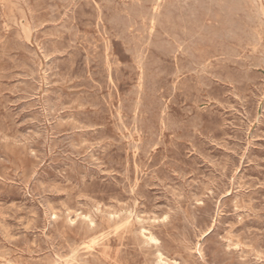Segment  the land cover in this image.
Listing matches in <instances>:
<instances>
[{
  "label": "rangeland",
  "instance_id": "obj_1",
  "mask_svg": "<svg viewBox=\"0 0 264 264\" xmlns=\"http://www.w3.org/2000/svg\"><path fill=\"white\" fill-rule=\"evenodd\" d=\"M17 1L0 0V264H264V0Z\"/></svg>",
  "mask_w": 264,
  "mask_h": 264
},
{
  "label": "bare ground",
  "instance_id": "obj_2",
  "mask_svg": "<svg viewBox=\"0 0 264 264\" xmlns=\"http://www.w3.org/2000/svg\"><path fill=\"white\" fill-rule=\"evenodd\" d=\"M16 1H17V0H16ZM53 1H54V0H53ZM133 1H134V0H133ZM150 1H151V0H150ZM156 1H157V0H156ZM170 1H171V0H170ZM205 1H206V0H205ZM229 1H230V0H229ZM246 1H247V0H246ZM17 2H19V1H17ZM26 2H27V0H26ZM60 2H61V1H60ZM67 2H68V1H67ZM73 2H74V0H73ZM147 2H148V1H147ZM161 2H162V1H161ZM168 2H169V1H168ZM225 2H226V1H225ZM231 2H232V1H231ZM133 3H134V2H133ZM137 3H138V2H137ZM162 3H163V2H162ZM162 3H161V4H162ZM172 3H173V2H172ZM234 3H235V2H234ZM247 3H248V2H247ZM249 3H250V2H249ZM256 3H257V2H256ZM19 4H21V3H19ZM19 4H18V5H19ZM123 4H124V3H123ZM139 4H140V3H139ZM154 4H155V3H154ZM15 5H16V4H15ZM118 5H119V4H118ZM136 5H137V4H136ZM140 5H141V4H140ZM168 5H169V4H168ZM168 5H167V7H168ZM171 5H172V4H171ZM173 5H174V4H173ZM173 5H172V6H173ZM233 5H234V4H233ZM56 6H57V5H56ZM75 6H76V5H75ZM78 6H79V5H78ZM96 6H97V5H96ZM120 6H121V5H120ZM137 6H139V5H137ZM141 6H142V5H141ZM141 6H140V7H141ZM148 6H149V5H148ZM165 6H166V5H165ZM169 6H170V5H169ZM247 6H248V5H247ZM251 6H252V5H251ZM19 7H20V6H18L17 8H19ZM22 7H23V6H22ZM48 7H49V6H48ZM128 7H129V6H128ZM143 7H144V6H143ZM143 7H142V9H143ZM152 7H153V6H152ZM158 7H159V6H158ZM170 7H171V6H170ZM240 7H241V9H242V6H241V5H240ZM240 7H239L238 9H240ZM243 7H244V5H243ZM258 7H259V6H258ZM17 8H16V9H17ZM52 8H53V7H52ZM54 8H55V7H54ZM54 8H53V9H54ZM57 8H58V7H57ZM165 8H166V7H165ZM198 8H199V7H198ZM209 8H211V7H209ZM247 8H248V7H247ZM253 8H254V7H253ZM255 8H256V6H255ZM64 9H65V8H64ZM99 9H100V7H99ZM142 9H141V10H142ZM215 9H216V8H215ZM215 9H214V10H215ZM250 9H251V8H250ZM258 9H259V8H258ZM258 9H257V10H258ZM48 10H49V9H48ZM56 10H57V9H56ZM132 10H133V6H132ZM143 10H144V9H143ZM151 10H152V9H151ZM154 10H155V9H154ZM207 10H208V9H207ZM209 10H210V9H209ZM257 10H256V11H257ZM24 11H25V10H24ZM30 11H31V10H30ZM252 11H253V10H252ZM55 12H56V11H55ZM68 12H69V11H68ZM130 12H131V10H130ZM150 12H151V11H150ZM150 12H149V13H150ZM229 12H231V11H229ZM236 12H237V11H236ZM28 13H29V12H28ZM71 13H72V12H71ZM101 13H102V12H101ZM133 13H135V8H134V12H133ZM133 13H132V14H133ZM220 13H221V12H220ZM252 13H253V12H252ZM130 14H131V13H130ZM130 14H129V15H130ZM144 14H145V13H144ZM146 14H147V13H146ZM160 14H161V13H160ZM204 14H205V13H204ZM218 14H219V13H218ZM233 14H234V13H233ZM25 15H26V14H25ZM149 15H150V14H149ZM208 15H209V14H208ZM221 15H222V14H221ZM236 15H237V14H236ZM236 15H235V16H236ZM12 16H13V14H12ZM55 16H56V15H55ZM115 16H116V15H115ZM141 16H142V14H141ZM142 17H143V16H142ZM148 17H149V16H148ZM219 17H220V16H219ZM233 17H234V15H233ZM233 17H232V18H233ZM250 17H251V15H250ZM120 18H121V17H120ZM123 18H124V17H123ZM123 18H122V19H123ZM137 18H138V16H137ZM241 18H242V17H241ZM248 18H249V17H248ZM252 18H253V17H252ZM252 18H250V19H252ZM15 19H17V18H15ZM50 19H51V18H50ZM56 19H57V18H56ZM125 19H126V18H125ZM138 19H139V18H138ZM147 19H148V18H147ZM213 19H214V18H213ZM234 19H236V18H234ZM259 19H260V18H259ZM53 20H54V19H53ZM126 20H127V19H126ZM132 20H133V18H132ZM134 20H135V19H134ZM214 20H217V19H214ZM219 20H220V19H219ZM223 20H224V19H223ZM240 20H241V19H240ZM252 20H254V19H252ZM256 20H257V19H256ZM111 21H112V20H111ZM127 21H128V20H127ZM127 21H125V22H127ZM150 21H151V20H150ZM210 21H213V20H210ZM235 21H237V20H235ZM136 22H137V21H136ZM153 22H155V21H153ZM217 22H219V21H217ZM248 22H249V21H248ZM248 22H247V23H248ZM4 23H5V22H4ZM33 23H34V22H33ZM114 23H115V22H114ZM116 23H117V22H116ZM118 23H119V22H118ZM141 23H142V22H141ZM219 23H220V22H219ZM222 23H223V22H222ZM234 23H235V22H234ZM240 23H241V22H240ZM247 23H246V24H247ZM250 23H251V22H250ZM259 23H260V22H259ZM41 24H42V23H41ZM121 24H123V23H121ZM126 24H127V23H126ZM209 24H210V23H209ZM235 24H236V23H235ZM238 24H239V23H238ZM114 25H115V24H114ZM131 25H132V24H131ZM143 25H144V24H143ZM147 25H148V24H147ZM226 25H227V24H226ZM98 26H99V25H98ZM128 26H129V25H128ZM128 26H127V27H128ZM139 26H140V25H139ZM144 26H146V25H144ZM216 26H217V25H216ZM221 26H222V25H221ZM227 26H229V25H227ZM239 26H240V25H239ZM251 26H252V24H251ZM3 27H4V25H3ZM33 27H34V26H33ZM41 27H42V26H41ZM72 27H73V26H72ZM123 27H124V24H123ZM141 27H142V26H141ZM146 27H147V26H146ZM154 27H155V26H154ZM169 27H170V26H169ZM211 27H212V26H211ZM224 27H225V26H224ZM248 27H249V25H248ZM25 28H26V27H24V30H25ZM37 28H38V27H37ZM120 28H121V27H120ZM144 28H145V27H144ZM156 28H157V27H156ZM175 28H176V27H175ZM243 28H244V27H243ZM250 28H251V27H250ZM61 29H62V28H61ZM73 29H74V28H73ZM117 29H118V28H117ZM122 29H123V28H122ZM126 29H127V28H126ZM135 29L139 30L138 28H135ZM210 29H211V28H210ZM33 30H34V29H33ZM35 30H36V29H35ZM66 30H67V29H66ZM149 30H150V29H149ZM152 30H153V29H152ZM242 30H243V29H242ZM71 31H72V30H71ZM210 31H211V30H210ZM223 31H224V30H223ZM247 31H248V30H247ZM255 31H256V30H255ZM104 32H105V31H104ZM121 32H122V30H121ZM126 32H127V31H126ZM140 32H142V31H140ZM214 32H215V31H214ZM229 32H230V31H229ZM251 32H252V31H251ZM24 33H25V32H24ZM70 33H71V32H70ZM132 33H133V32H132ZM146 33H147V32H146ZM165 33H166V32H165ZM212 33H213V32H212ZM216 33H217V32H216ZM230 33H231V32H230ZM127 34H128V33H127ZM220 34H221V33H220ZM222 34H223V32H222ZM35 35H36V34H35ZM123 35L125 36L126 34H124V32H123ZM211 35H212V34H211ZM225 35H226V34H225ZM243 35H244V33H243ZM247 35H248V34H247ZM254 35H255V34H254ZM258 35H259V34H258ZM29 36H30V35H29ZM142 36H143V35H142ZM144 36H145V35H144ZM250 36H251V35H250ZM252 36H253V35H252ZM121 37H122V36H121ZM138 37H139V36H138ZM222 37H224V36L222 35ZM245 37H246V36H245ZM73 38H74V37H73ZM102 38H103V37H102ZM122 38H123V37H122ZM127 38H128V37H127ZM143 38H145V37H143ZM252 38H253V37H252ZM252 38H250V39H252ZM255 38H256V37H255ZM27 39H29L28 36H27ZM138 39H139V38H138ZM141 39H142V38H141ZM230 39H231V38H230ZM241 39H242V38H241ZM261 39H262V38H261ZM123 40H125V39H123ZM128 40H129V39H128ZM131 40H132V39H131ZM135 40H136V39H135ZM152 40H153V39H152ZM174 40H175V39H174ZM243 40H244V39H243ZM255 40H256V39H255ZM259 40H260V39H259V37H258V40H257V41L259 42ZM18 41H19V40H18ZM103 41H105V40H103ZM125 41H126V40H125ZM129 41H130V40H129ZM222 41H223V40H222ZM233 41H234V40H233ZM236 41H237V40H236ZM241 41H242V40H241ZM241 41H240V42H241ZM252 41H253V40H252ZM260 41H261V40H260ZM35 42H36V41H35ZM96 42H97V41H96ZM105 42H106V41H105ZM130 42H131V41H130ZM132 42H133V41H132ZM144 42H145V40H144ZM152 42H153V41H152ZM244 42H246V41H244ZM258 42H257V43H258ZM98 43H99V42H98ZM142 43H143V42H142ZM153 43H154V42H153ZM237 43H238V42H237ZM253 43H254V42H253ZM259 43H260V42H259ZM42 44H43V43H42ZM143 44H144V43H143ZM241 44H243V43H241ZM262 44H263V43H262ZM262 44H261V45H262ZM91 45H92V44H91ZM132 45H133V44H132ZM179 45H180V44H179ZM250 45H251V44H250ZM37 46H39V45L37 44ZM95 46H96V45H95ZM196 46H197V45H196ZM199 46H201V45H199ZM207 46H208V45H207ZM98 47H99V46H98ZM131 47H132V46H131ZM134 47H135V46H134ZM136 47H138V46H136ZM240 47H242V45H241ZM246 47H247V46H246ZM260 47H261V46H260ZM38 48H39V47H38ZM96 48H97V47H96ZM193 48H194V47H193ZM206 48H207V47H206ZM253 48H254V47H253ZM130 49H131V48H130ZM199 49H200V48H199ZM224 49H225V48H224ZM40 50H41V48H40ZM132 50H133V49H132ZM132 50H131V51H132ZM149 50H150V49H149ZM191 50H192V49H191ZM197 50H198V49H196V51H197ZM244 50H245V49H243V51H244ZM249 50H250V49H249ZM254 50H255V49H254ZM263 50H264V49H263ZM106 51H107V50H106ZM127 51H129V50H127ZM198 51H199V50H198ZM226 51H227V50H226ZM135 52H136V51H135ZM177 52H178V51H177ZM186 52H187V51H186ZM191 52H192V51H191ZM210 52H211V51H210ZM218 52H219V51H218ZM253 52L256 53L255 51H253ZM62 53H63V52H62ZM128 53H129V52H128ZM179 53H180V52H179ZM184 53H185V52H184ZM200 53H202V52H200ZM208 53H209V52H208ZM247 53H248V52H247ZM34 54H35V53H34ZM154 54H155V52H154ZM160 54H161V53H160ZM163 54H164V53H163ZM165 54H166V53H165ZM209 54H210V53H209ZM230 54H231V52H230ZM238 54H239V53H238ZM249 54H250V53H249ZM252 54H253V53H252ZM257 54H258V53H257ZM260 54H261V53H260ZM263 54H264V53H263ZM32 55H33V54H32ZM138 55H139V54H138ZM184 55H185V54H184ZM240 55H241V54H240ZM43 56H44V55H43ZM55 56H56V55H55ZM106 56H107V54H106ZM162 56H163V55H162ZM164 56H166V55H164ZM179 56H180V55H179ZM195 56H196V55H195ZM202 56H203V55H202ZM222 56H223V55H222ZM245 56H246V55H245ZM259 56H260V55H258V57H257V55H256L257 58H259ZM47 57H48V56H47ZM136 57H137V56H136ZM141 57H142V56H141ZM167 57H168V56H167ZM176 57H177V56H176ZM198 57H199V56H198ZM233 57H234V56H233ZM241 57H242V56H241ZM35 58L37 59V56H36ZM57 58H58V57H57ZM138 58H139V57H138ZM150 58H151V57H150ZM191 58H193V57H191ZM207 58H208V57H207ZM210 58H211V56H210ZM244 58H245V57H244ZM248 58L251 59L250 57H248ZM161 59H162V57H161ZM168 59H169V58H168ZM197 59H198V58H197ZM197 59H196V60H197ZM204 59H205V58H204ZM229 59H230V58H229ZM238 59H239V58H238ZM240 59H241V58H240ZM249 59H248V60H249ZM255 59H256V58H255ZM149 60H150V59H149ZM196 60H193V61H196ZM205 60H206V59H205ZM226 60H228V59H226ZM253 60H254V59H253ZM256 60H257V59H256ZM258 60H259V59H258ZM146 61H147V60H146ZM165 61H166V60H165ZM168 61H170V60H168ZM198 61H199V60H198ZM207 61H208V60H207ZM218 61H220V60H218ZM241 61H242V60H241ZM241 61H240V62H241ZM191 62H192V60H191ZM196 62H197V61H196ZM199 62H200V61H199ZM223 62H225V61H223ZM231 62H233V61H231ZM234 62H235V61H234ZM34 63H35V62H34ZM141 63H142V60H141ZM197 63H198V62H197ZM202 63H203V62H202ZM204 63H205V62H204ZM208 63H210V62H208ZM229 63H230V62H229ZM245 63H246V62H245ZM253 63H254V62H253ZM260 63H261V62H260ZM138 64H139V63H138ZM188 64H189V63H188ZM193 64H194V63H193ZM193 64H191V65L193 66ZM232 64H233V63H232ZM242 64H243V62H242ZM242 64H241V65H242ZM246 64L248 65V63H246ZM246 64H245V65H246ZM256 64H257V63H256ZM262 64H263V63H262ZM33 65H34V64H33ZM146 65H147V64H146ZM167 65H169V64H167ZM204 65H205V64H204ZM233 65H234V64H233ZM237 65H239V64H237ZM164 66H165V65H164ZM207 66H208V65H206V67H207ZM209 66H210V65H209ZM234 66H235V65H234ZM239 66H240V65H239ZM257 66H258V65H257ZM46 67H47V66H46ZM54 67H55V66H54ZM147 67H148V66H147ZM187 67H188V66H187ZM215 67H216V66H215ZM217 67H218V66H217ZM222 67H223V66H222ZM230 67H231V66H230ZM243 67H244V66H243ZM243 67H242V69L245 68V67H244V68H243ZM210 68H211V67H210ZM233 68H234V67H233ZM248 68H249V67H248ZM248 68H247V69H248ZM168 69H169V68H168ZM177 69H178V68H177ZM207 69H209V68H207ZM219 69H220V68H219ZM219 69H218V70H219ZM242 69H241V70H242ZM247 69H246V70H247ZM251 69H252V68H251ZM50 70H51V69H50ZM110 70H111V69H110ZM142 70H143V69H142ZM148 70H149V69H148ZM235 70H236V69H235ZM235 70H234V71H235ZM34 71H35V70H34ZM176 71H177V70H176ZM185 71H186V70H185ZM220 71H221V70H220ZM238 71H239V70H238ZM47 72H48V71H47ZM144 72H145V71H144ZM144 72H143V73H144ZM190 72H192V71H190ZM229 72H230V71H229ZM236 72H237V71H236ZM34 73H35V72H34ZM145 73H146V72H145ZM167 73H168V72H167ZM173 73H174V72H173ZM224 73H225V72H224ZM23 74H24V73H23ZM44 74H45V73H44ZM51 74H52V73H51ZM45 75H46V74H45ZM45 75H44V76H45ZM143 75H144V74H143ZM161 75H162V74H161ZM163 75H164V74H163ZM193 75H194V74H193ZM206 75H207V74H206ZM223 75H224V74H223ZM90 76H91V75H90ZM145 76H146V75H145ZM172 76H173V75H172ZM177 76H178V75H177ZM194 76H195V75H194ZM198 76H199V74H198ZM28 77H29V76H28ZM28 77H27V78H28ZM50 77H51V76H50ZM110 77H111V76H110ZM158 77H159V76H158ZM158 77H157V78H158ZM170 77H171V76H170ZM175 77H176V76H175ZM160 78H161V77H160ZM213 78H214V77H213ZM250 78H252V77L250 76ZM250 78H249V79H250ZM45 79H46V78H45ZM51 79H52V78H51ZM144 79H146V78H144ZM167 79H168V78H167ZM254 79H255V78H254ZM47 80H48V79H47ZM141 80H142V79H141ZM141 80H140V81H141ZM211 80H212V79H211ZM218 80H219V79H218ZM19 81H20V80H19ZM158 81H159V80H158ZM164 81H165V80H164ZM205 81H207V80H205ZM248 81H249V80H248ZM65 82H66V81H65ZM160 82H161V81H160ZM201 82H202V81H201ZM227 82H228V81H227ZM244 82H245V81H244ZM254 82H255V81H254ZM25 83H26V82H25ZM32 83H33V82H32ZM39 83H40V82H39ZM39 83H38V84H39ZM51 83H52V82H51ZM137 83H138V82H137ZM164 83H165V82H164ZM225 83H226V82H225ZM228 83H230V82H228ZM246 83H247V82H246ZM246 83H245V84H246ZM252 83H253V82H252ZM29 84H30V83H29ZM48 84H49V82H48ZM56 84H57V83H56ZM161 84H162V83H161ZM255 84H256V83H255ZM255 84H254V86H255ZM20 85H21V84H20ZM50 85H51V84H50ZM138 85H139V84H138ZM218 85H219V83H218ZM178 86H179V85H178ZM188 86H189V85H188ZM212 86H213V85H212ZM219 86H220V85H219ZM243 86H244V85H243ZM246 86H247V85H246ZM25 87H26V86H25ZM50 87H51V86H50ZM99 87H100V86H99ZM160 87H161V86H160ZM221 87H222V86H221ZM235 87H236V86H235ZM100 88H101V87H100ZM133 88H134V87H133ZM171 88H172V87H171ZM201 88H202V87H201ZM238 88H239V87H238ZM19 90H20V89H19ZM46 90H47V89H46ZM101 90H102V89H101ZM133 90H134V89H133ZM147 90H148V89H147ZM171 90H172V89H171ZM191 90H192V89H191ZM200 90H201V89H200ZM200 90H199V91H200ZM223 90H224V89H223ZM235 90H236V89H235ZM14 91H15V89H14ZM117 91H118V90H117ZM164 91H165V90H164ZM175 91H176V90H175ZM188 91H189V90H188ZM201 91H202V90H201ZM208 91H209V90H208ZM49 92H50V91H49ZM53 93H54V92H53ZM145 93H146V92H145ZM158 93H159V92H158ZM168 93H169V92H168ZM207 93H208V92H207ZM25 94H26V93H25ZM28 94H29V93H28ZM31 94H32V92H31ZM50 94L52 95V93H50ZM160 94H161V93H160ZM244 94H245V93H244ZM244 94H243V95H244ZM37 95H38V94H37ZM126 95H127V94H126ZM126 95H125V96H126ZM131 95H132V94H131ZM161 95H162V94H161ZM165 95H166V94H165ZM82 96H83V95H82ZM119 96H120V95H119ZM109 97H110V96H109ZM162 97H163V96H162ZM172 97H173V96H172ZM187 97H188V96H187ZM193 97H194V96H193ZM201 97H202V96H201ZM203 97H204V96H203ZM205 97H206V96H205ZM208 97H209V96H208ZM241 97H242V96H241ZM243 97H244V96H243ZM24 98H25V97H24ZM26 98H27V97H26ZM26 98H25V99H26ZM49 98H51V97H49ZM102 98H104V97H102ZM123 98H124V97H123ZM133 98H134V97H133ZM189 98H190V96H189ZM191 98H192V95H191ZM213 98H214V97H213ZM52 99H53V98H52ZM82 99H83V98H82ZM96 99H98V98H96ZM246 99H247V98H246ZM49 100H50V99H49ZM91 100H92V99H91ZM124 100H125V99H124ZM124 100H123V101H124ZM126 100H128V99H126ZM129 100H130V99H129ZM223 100H224V99H223ZM35 101H36V100H35ZM38 101H39V100H38ZM46 101H47V100H46ZM51 101H52V100H51ZM74 101H75V100H74ZM134 101H135V100H134ZM134 101H133V102H134ZM174 101H175V99H174ZM83 102H84V101H83ZM103 102L106 103V101H103ZM109 102H110V101H109ZM126 102H127V101H126ZM138 102H139V100H138ZM48 103H49V102H48ZM60 103H61V102H60ZM85 103H86V102H85ZM88 103H89V102H88ZM127 103H128V102H127ZM127 103H126V104H127ZM134 103H136V102H134ZM209 103H210V102H209ZM106 104H107V103H106ZM106 104H104V105H106ZM111 104H112V103L110 102V105H111ZM128 104H130V103H128ZM182 104H183V103H182ZM199 104H200V103H199ZM49 105H50V104H49ZM104 105H103V106H104ZM131 105H133V103H132ZM166 105H167V104H166ZM175 105H176V103H175ZM180 105H181V104H180ZM59 106H60V104H59ZM96 106H98V104H96ZM128 106H129V105H128ZM145 106H146V105H145ZM172 106H173V105H172ZM185 106H186V105H185ZM61 107H62V105H61ZM67 107H68V106H67ZM77 107H78V106H77ZM109 107H110V106H109ZM114 107H115V106H114ZM118 107H119V106H118ZM167 107H168V106H167ZM213 107H214V105H213ZM47 108H48V107H47ZM50 108H51V107H50ZM93 108H94V107H93ZM99 108H100V107H99ZM110 108H111V107H110ZM197 108H198V106H197ZM216 108H217V107H216ZM216 108H213V109H216ZM58 109H59V107H58ZM65 109H66V108H65ZM112 109H113V108H112ZM112 109H111V110H112ZM208 109H209V108H208ZM80 110H81V109H80ZM100 110H101V109H100ZM188 110H189V109H188ZM201 110H202V109H201ZM203 110H204V109H203ZM217 110H218V109H217ZM61 111H62V109H61ZM68 111H69V110H68ZM75 111H76V110H75ZM78 111H79V110H78ZM178 111H179V110H178ZM49 112H50V111H49ZM202 112H203V111H202ZM256 112H257V111H256ZM97 113H98V112H97ZM144 113H145V112H144ZM39 114H40V113H39ZM52 114H54V113H52ZM62 114H63V113H62ZM62 114H61V115H62ZM141 114H142V113H141ZM164 114H165V113H164ZM56 115H57V114H56ZM118 115H119V114H118ZM128 115H130V114H128ZM131 115H132V114H131ZM146 115H147V114H146ZM195 115H196V113H195ZM122 116H123V115H122ZM177 116H178V115H177ZM47 117H48V116H47ZM53 117H54V116H53ZM65 117H66V116H65ZM175 117H176V116H175ZM178 117H179V116H178ZM181 117H182V116H181ZM183 117H184V115H183ZM188 117H189V116H188ZM195 117H196V116H195ZM50 118H51V117H50ZM112 118H113V117H112ZM125 118H126V117H125ZM131 118H132V117H131ZM176 118H177V117H176ZM37 119H38V117H37ZM43 119H44V118H43ZM61 119H62V118H61ZM61 119H58V120H61ZM123 119H124V118H123ZM187 119H188V118H187ZM190 119H191V118H190ZM199 119H200V118H199ZM48 120H49V119H48ZM54 120H55V119H54ZM62 120H63V119H62ZM73 120H74V119H73ZM174 120H175V119H174ZM178 120H179V119H178ZM191 120H192V119H191ZM201 120H202V119H201ZM49 121H50V120H49ZM67 121H68V120H67ZM67 121H65V122H67ZM116 121H117V120H116ZM189 121H190V120H189ZM62 122H64V121H62ZM78 122H79V121H78ZM177 122H178V121H177ZM192 122H193V121H192ZM68 123H69V122H68ZM160 123H161V121H160ZM198 123H199V122H198ZM61 124H62V123H61ZM163 124H164V123H163ZM192 124H193V123H192ZM203 124H204V123H203ZM49 125H50V124H49ZM57 125H58V123H57ZM161 125H162V124H161ZM225 125H226V124H225ZM5 126H6V125H5ZM76 126H77V125H76ZM76 126H75V127H76ZM89 126H90V125H89ZM91 126H93V125H91ZM114 126H115V125H114ZM116 126H117V125H116ZM192 126H193V125H192ZM18 127H19V125H18ZM56 127H57V126H56ZM79 127H80V126H79ZM93 127H94V126H93ZM19 128H20V127H19ZM50 128H51V127H50ZM61 128H62V127H61ZM175 128H176V127H175ZM11 129H12V128H11ZM70 129H71V127H70ZM79 129H81V128H79ZM97 129H98V128H97ZM100 129H101V128H100ZM119 129H120V128H119ZM36 130H37V129H36ZM39 130H40V129H39ZM46 130H47V129H46ZM55 130H56V129H55ZM60 130H61V129H60ZM62 130H64V129H62ZM180 130H181V129H180ZM13 131H14V130H13ZM13 131H12V132H13ZM21 131H22V130H21ZM23 131H24V130H23ZM153 131H154V130H153ZM207 131H208V130H207ZM26 132H27V131H26ZM36 132H37V131H36ZM57 132H58V131H57ZM62 132H63V131H62ZM64 132H65V130H64ZM80 132H81V130H80ZM171 132H172V131H171ZM176 132H177V131H176ZM198 132H199V131H198ZM209 132H210V131H209ZM83 133H84V132H83ZM37 134H38V133H37ZM58 134H59V133H58ZM77 134H78V133H77ZM131 134H132V133H131ZM143 134H144V133H143ZM145 134H146V133H145ZM145 134H144V135H145ZM170 134H171V133H170ZM173 134H174V133H173ZM18 135H19V134H18ZM40 135H41V134H40ZM40 135H39V136H40ZM46 135H47V134H46ZM46 135H45V136H46ZM60 135H61V134H60ZM82 135H83V134H82ZM85 135H86V134H85ZM165 135H166V134H165ZM171 135H172V134H171ZM191 135H192V134H191ZM191 135H189V136H191ZM204 135H205V134H204ZM204 135H203V136H204ZM206 135H207V134H206ZM212 135H213V134H212ZM21 136H23V135H21ZM26 136H27V135H26ZM26 136L24 135L23 137H26ZM51 136H53V135H51ZM66 136H67V135H66ZM124 136H125V135H124ZM140 136H141V135H140ZM29 137H30V135L28 136V138H29ZM32 137H34V136H32ZM55 137H56V136H55ZM55 137H54V138H55ZM61 137H62V136H61ZM78 137H79V136H78ZM81 137H82V136H81ZM97 137H98V136H97ZM162 137H163V136H162ZM173 137H174V136H173ZM26 138H27V137H26ZM30 138H31V137H30ZM58 138H59V136H58ZM63 138H64V137H63ZM93 138H94V137H93ZM98 138H99V137H98ZM131 138H132V136H131ZM184 138H185V137H184ZM201 138H202V137H201ZM7 139H8V138H7ZM7 139H6V140H7ZM9 139H10V138H9ZM59 139H60V138H59ZM79 139H81V138H79ZM129 139H130V138H129ZM138 139H139V138H138ZM164 139H165V138H164ZM186 139H187V138H186ZM192 139H193V138H192ZM192 139H191V140H192ZM11 140H12V139H11ZM24 140H25V139H24ZM27 140H28V139H27ZM44 140H45V139H44ZM51 140H52V139H51ZM67 140H68V139H67ZM67 140H66V141H67ZM70 140H71V139H70ZM148 140H149V139H148ZM165 140H166V139H165ZM13 141H14V140H13ZM19 141H20V140H19ZM34 141H35V140H34ZM169 141H170V138H169ZM185 141H186V140H185ZM203 141H204V140H203ZM5 142H6V141H5ZM5 142H4V143H5ZM10 142H11V141H10ZM20 142H21V141H20ZM50 142H51V141H50ZM55 142H56V141H55ZM58 142L60 143V141H58ZM62 142H63V141H62ZM64 142H65V141H64ZM121 142H122V141H121ZM127 142H128V141H127ZM130 142H131V141H130ZM199 142H200V141H199ZM222 142H223V141H222ZM11 143H12V142H11ZM13 143H15V142H13ZM34 143H35V142H34ZM36 143H37V142H36ZM45 143H46V141H45ZM106 143H107V142H106ZM174 143H175V142H174ZM27 144H28V143H27ZM52 144H53V143H52ZM56 144H57V143H56ZM62 144H63V143H62ZM64 144H65V143H64ZM84 144H85V143H84ZM109 144H110V143H109ZM165 144H166V143H165ZM222 144H223V143H222ZM17 145H19V144H17ZM43 145H44V144H43ZM43 145H41V147H42ZM50 145H51V144H50ZM57 145H59V144H57ZM86 145H87V144H86ZM89 145H90V144H89ZM99 145H101V144H99ZM192 145H193V144H192ZM223 145H224V144H223ZM30 146H31V144H30ZM32 146H33V144H32ZM61 146H62V145H61ZM96 146H97V145H96ZM120 146H121V145H120ZM171 146H172V145H171ZM16 147H18V146H16ZM43 147H44V146H43ZM56 147H57V146H56ZM72 147H73V146H72ZM88 147H89V146H88ZM88 147H87V148H88ZM176 147H177V146H176ZM223 147H224V146H223ZM76 148H77V147H76ZM76 148H75V149H76ZM108 148H110V147H108ZM152 148H153V147H152ZM196 148H197V147H196ZM44 149H45V148H44ZM54 149H55V148H54ZM63 149H64V148H63ZM78 149H79V148H78ZM88 149H89V148H88ZM153 149H154V148H153ZM194 149H195V148H194ZM204 149H205V148H204ZM64 150H65V149H64ZM100 150H101V149H100ZM137 150L139 151V149H137ZM174 150H175V149H174ZM198 150H200V149H198ZM61 151H62V150H61ZM66 151H67V150H66ZM76 151H79V150H76ZM117 151H118V148H117ZM155 151H156V150H155ZM155 151H154V152H155ZM164 151H165V150H164ZM170 151H171V150H170ZM172 151H173V150H172ZM175 151H176V150H175ZM175 151H174V152H175ZM177 151H178V150H177ZM194 151H195V150H194ZM202 151H203V150H202ZM29 152H30V151H29ZM50 152H51V151H50ZM59 152H60V151H59ZM64 152H65V151H64ZM93 152H94V150L92 151V153H93ZM205 152H207V151H205ZM60 153H61V152H60ZM75 153H76V152H75ZM80 153H81V152H80ZM107 153H108V152H107ZM118 153H119V152H118ZM125 153H126V152H125ZM138 153H139V152H138ZM141 153H142V152H141ZM165 153H166V152H165ZM176 153H177V152H176ZM207 153H208V152H207ZM10 154H11V153H10ZM58 154H59V153H58ZM73 154H74V153H73ZM87 154H88V152H87ZM144 154H145V153H144ZM11 155H12V154H11ZM62 155H64V154H62ZM68 155H69V154H68ZM68 155H67V156H68ZM109 155H110V154H109ZM142 155H143V154H142ZM200 155H201V154H200ZM250 155H253V154H250ZM79 156H80V155H79ZM85 156H86V155H85ZM87 156H88V155H87ZM178 156H179V155H178ZM57 157H58V156H57ZM69 157H70V156H69ZM74 157H75V156H74ZM89 157H92V158H93V156H91V155H90ZM112 157H113V155H112ZM138 157H139V156H138ZM149 157H150V156H149ZM8 158H9V157H8ZM36 158H37V157H36ZM55 158H56V157H55ZM61 158H64V157H61ZM81 158H82V157H81ZM109 158H110V157H109ZM133 158H134V156H133ZM3 159H4V158H3ZM40 159H41V158H40ZM43 159H44V158H43ZM175 159H176V158H175ZM181 159H182V158H181ZM181 159H180V160H181ZM252 159H253V158H252ZM254 159H255V158H254ZM5 160H6V159H5ZM37 160H38V158H37ZM45 160H46V159H45ZM85 160H86V157H85ZM126 160H127V159H126ZM166 160H167V159H166ZM182 160H183V159H182ZM1 161H2V160H1ZM66 161H68V160L66 159ZM73 161H74V160H73ZM140 161H141V160H140ZM163 161H164V160H163ZM168 161H169V160H168ZM168 161H167V162H168ZM58 162H59V161H58ZM63 162H64V161H63ZM160 162H161V161H160ZM195 162H196V161H195ZM6 163H7V162H6ZM42 163H43V162H42ZM65 163H66V162H65ZM101 163H102V162H101ZM127 163H128V162H127ZM176 163H177V162H176ZM7 164H9V163H7ZM66 164H67V163H66ZM71 164H72V163H71ZM71 164H70V165H71ZM161 164H162V163H161ZM166 164H167V163H166ZM178 164H179V163H178ZM178 164H177V166H178ZM197 164H198V163H197ZM110 165H111V163H110ZM128 165H129V164H128ZM158 165H159V164H158ZM168 165H169V164H168ZM191 165H192V167H193V164H191ZM44 166H45V165H44ZM63 166H64V165H63ZM72 166H73V164H72ZM77 166H78V165H77ZM79 166H80V165H79ZM83 166H85V165H83ZM111 166H112V165H111ZM156 166H157V165H156ZM163 166H164V165H163ZM171 166H172V165H171ZM224 166H225V165H224ZM40 167H41V166H40ZM168 167H169V166H168ZM168 167H167V168H168ZM174 167H175V166H174ZM174 167H173V168H174ZM178 167H179V166H178ZM55 168H56V167H55ZM67 168H68V167H67ZM84 168H85V167H84ZM121 168H122V167H121ZM143 168H144V167H143ZM164 168H165V166H164ZM219 168H220V167H219ZM38 169H39V168H38ZM56 169H57V168H56ZM85 169H86V168H85ZM103 169H104V168H103ZM105 169H106V168H105ZM110 169H111V168H110ZM148 169H150V167H149ZM152 169H153V168H152ZM221 169H222V168H221ZM36 170H37V168H36ZM65 170H66V169H65ZM128 170H129V169H128ZM181 170H182V169H181ZM183 170H185V169H183ZM190 170H191V169H190ZM202 170H203V169H202ZM23 171H24V170H23ZM72 171H73V170H72ZM125 171H126V170H125ZM157 171H158V169H157ZM164 171H165V169H164ZM164 171H163V172H164ZM166 171H167V170H166ZM169 171H170V170H169ZM193 171H194V170H193ZM198 171H199V169H198ZM86 172H87V171H86ZM109 172H110V171H109ZM114 172H115V171H114ZM177 172H178V171H177ZM177 172H176V173H177ZM186 172H187V171H186ZM199 172H200V171H199ZM21 173H22V172H21ZM29 173H30V172H29ZM44 173H45V172H44ZM46 173H47V172H46ZM53 173H54V172H53ZM59 173H60V172H59ZM68 173H70V172H68ZM74 173H75V171H74ZM87 173H88V172H87ZM189 173H190V172H189ZM194 173H196V172H194ZM16 174H17V173H16ZM22 174H24V173H22ZM30 174H31V173H30ZM34 174H35V173H34ZM77 174H78V173H77ZM77 174H76V175H77ZM109 174H110V173H109ZM141 174H142V173H141ZM141 174H140V176H141ZM160 174H161V173H160ZM190 174H191V173H190ZM211 174H212V173H211ZM226 174H227V173H226ZM243 174H244V173H243ZM7 175H8V173H7ZM17 175H19V174H17ZM25 175H26V174H25ZM70 175H71V173H70ZM72 175L74 176V174H72ZM87 175H88V174H87ZM142 175H143V174H142ZM162 175H163V174H162ZM165 175H166V174H165ZM224 175H225V174H224ZM32 176H33V175H32ZM37 176H38V175H37ZM55 176H56V175H55ZM57 176H58V175H57ZM57 176H56V177H57ZM126 176H127V175H126ZM135 176H136V175H135ZM144 176H145V175H144ZM154 176L156 177V175H154ZM158 176H159V175H158ZM244 176H245V175H244ZM6 177H7V176H6ZM8 177H9V176H8ZM40 177H41V176H40ZM71 177H72V176H71ZM121 177H122V176H121ZM142 177H143V176H142ZM177 177H178V175H177ZM199 177H200V176H199ZM210 177H211V176H210ZM19 178H20V177H19ZM26 178H28V177H26ZM30 178H31V177H30ZM58 178H59V177H58ZM123 178H124V177H123ZM132 178H133V177H132ZM132 178H130V179L132 180ZM137 178H138V177H137ZM137 178H136V180H137ZM178 178H179V177H178ZM197 178H198V177H197ZM24 179H25V178H24ZM28 179H29V178H28ZM71 179H72V178H71ZM107 179H108V178H107ZM144 179H145V177H144ZM198 179H199V178H198ZM218 179H219V178H218ZM16 180H17V179H16ZM25 180H26V179H25ZM53 180H54V179H53ZM80 180H82V179H80ZM95 180H96V179H95ZM100 180H101V179H100ZM131 180H130V181H131ZM151 180H152V179H151ZM194 180H195V179H194ZM202 180H203V179H202ZM206 180H209V178L206 179ZM29 181H30V180H29ZM89 181H90V180H89ZM91 181H92V180H91ZM125 181H126V180H125ZM125 181H121V182H125ZM153 181H154V180H153ZM198 181H199V180H198ZM198 181H196V182H198ZM235 181H236V180H235ZM11 182H12V181H11ZM22 182H23V181H22ZM60 182H61V181H60ZM76 182H77V181H76ZM92 182H93V181H92ZM136 182H138V181H136ZM142 182H143V181H142ZM203 182H204V181H203ZM214 182H215V181H214ZM214 182H213V183H214ZM254 182H255V181H254ZM42 183H43V182H42ZM46 183H47V182H46ZM50 183H51V182H50ZM64 183H65V182H64ZM119 183H120V182H119ZM193 183H194V182H193ZM246 183H247V182H246ZM246 183H245V184H246ZM251 183H252V182H251ZM1 184H2V183H1ZM27 184H28V183H27ZM52 184H53V183H52ZM77 184H78V183H77ZM85 184H86V182H85ZM107 184H108V183H107ZM115 184H116V183H115ZM129 184H130V183H129ZM134 184H135V183H134ZM136 184H137V183H136ZM195 184H196V183H195ZM202 184H203V183H202ZM207 184H208V183H207ZM207 184H206V185H207ZM211 184H212V182H211ZM235 184H236V183H235ZM254 184H255V183H254ZM2 185H3V184H2ZM49 185H50V184H49ZM140 185H141V184H140ZM224 185H225V184H224ZM248 185H249V184H248ZM0 186H1V185H0ZM3 186H4V185H3ZM37 186H38V185H37ZM40 186H41V184H40ZM78 186H79V184H78ZM100 186H101V185H100ZM122 186H123V185H122ZM126 186H127V188H128V185H126ZM214 186H215V185H214ZM226 186H227V185H226ZM246 186H247V185H246ZM254 186H255V185H254ZM35 187H36V186H35ZM44 187H45V186H44ZM44 187H43V188H44ZM49 187H50V186H49ZM84 187H85V186H84ZM102 187H103V186H102ZM133 187H134V186H133ZM137 187H138V186H137ZM137 187H136V188H137ZM191 187H192V186H191ZM191 187H190V189H191ZM196 187H197V186H196ZM219 187H220V186H219ZM224 187H225V186H224ZM243 187H244V186H243ZM85 188L87 189V187H85ZM98 188H99V187H98ZM105 188H106V187H105ZM130 188H131V187H130ZM146 188H147V187H146ZM201 188H202V187H201ZM204 188H205V187H204ZM213 188H214V187H213ZM15 189H16V188H15ZM54 189H55V187H54ZM82 189H83V188H82ZM82 189H81V190H82ZM133 189H134V188H133ZM141 189H142V188H141ZM174 189H175V188H174ZM182 189H185V188H182ZM197 189H198V188H197ZM209 189H210V188H209ZM225 189H226V188H225ZM225 189H224V190H225ZM41 190H42V188H41ZM49 190H50V189H49ZM81 190H80V191H81ZM126 190H127V189H126ZM142 190H143V189H142ZM227 190H228V189H227ZM73 191H74V190H73ZM78 191H79V190H78ZM98 191H99V190H98ZM136 191H137V190H136ZM139 191H140V190H139ZM139 191H138V192H139ZM143 191H144V190H143ZM150 191H151V190H150ZM182 191H184V190H181V192H182ZM185 191H186V190H185ZM213 191H214V190H213ZM66 192H67V191H66ZM103 192H104V191H103ZM140 192H141V191H140ZM220 192H221V191H220ZM237 192H238V191H237ZM3 193H4V192H3ZM60 193H61V192H60ZM141 193H142V192H141ZM191 193H192V191H191ZM211 193H212V192H211ZM227 193H228V192H227ZM240 193H241V192H240ZM69 194H70V193H69ZM71 194H72V193H71ZM71 194H70V195H71ZM73 194H74V193H73ZM77 194H78V192H77ZM178 194H179V193H178ZM180 194H181V193H180ZM209 194H210V193H209ZM237 194H238V193H237ZM67 195H68V194H67ZM103 195H104V194H103ZM143 195H144V193H143ZM147 195H148V194H147ZM191 195H192V194H191ZM195 195H196V194H195ZM215 195H216V193H215ZM219 195H220V194H218V196H219ZM101 196H102V195H101ZM133 196H134V195H133ZM141 196H142V195H141ZM150 196L152 197V195H150ZM180 196H181V195H180ZM193 196H194V194H193ZM211 196H212V195H211ZM211 196H210V197H211ZM234 196H235V195H234ZM234 196H233V197H234ZM105 197H106V196H105ZM135 197H136V196H135ZM142 197H143V196H142ZM155 197H156V196H155ZM177 197H178V196H177ZM188 197H189V196H188ZM196 197H197V196H196ZM229 197H230V196H229ZM248 197H249V196H248ZM106 198H107V197H106ZM137 198H138V197H137ZM137 198H136V199H137ZM139 198H140V197H139ZM144 198H147V197L144 196ZM175 198H176V196H175ZM208 198H209V197H208ZM208 198H207V199H208ZM245 198H246V197H245ZM253 198H254V197H253ZM80 199H81V198H80ZM90 199H91V198H90ZM140 199H141V198H140ZM140 199H139V200H140ZM155 199H156V198H155ZM181 199H182V198H181ZM188 199H190V198H188ZM201 199H202V198H201ZM204 199H205V198H204ZM207 199H206V200H207ZM232 199H233V198H232ZM91 200H92V199H91ZM109 200H110V199H109ZM141 200H142V199H141ZM152 200H153V199H152ZM193 200H194V198H193ZM246 200H247V199H246ZM248 200H249V199H248ZM252 200H253V199H252ZM93 201H94V200H93ZM135 201H136V200H135ZM213 201H214V200H213ZM213 201H211V202H213ZM111 202H112V201H111ZM117 202H118V201H117ZM130 202H131V201H130ZM132 202H133V201H132ZM147 202H148V201H147ZM151 202H152V201H151ZM171 202H172V201H171ZM184 202H185V201H184ZM190 202H191V201H190ZM207 202H209V201H207ZM107 203L109 204V202H107ZM112 203H113V202H112ZM126 203H127V202H126ZM148 203H149V202H148ZM148 203H147V204H148ZM195 203H197V201H196ZM201 203H202V202H201ZM216 203H217V202H216ZM220 203H221V201H220ZM227 203H228V202H227ZM245 203H246V202H245ZM78 204H79V203H78ZM90 204H91V202H90ZM118 204H119V203H118ZM128 204H129V203H128ZM140 204H141V203H140ZM163 204H164V203H163ZM187 204H188V203H187ZM199 204H200V203H199ZM230 204H231V203H230ZM253 204H254V202H253ZM86 205H88V204L86 203ZM165 205H166V204H165ZM167 205H168V204H167ZM176 205H178V204H176ZM182 205H183V204H182ZM200 205H201V204H200ZM228 205H229V204H228ZM237 205H238V204H237ZM247 205H249V204H247ZM64 206H65V205H64ZM81 206H84V205H81ZM95 206H96V204H95ZM111 206H112V205H111ZM118 206H119V205H118ZM126 206H127V205H126ZM141 206L143 207V204H142ZM141 206H140V207H141ZM155 206H157V205H155ZM155 206H154V207H155ZM171 206H172V205H171ZM191 206H192V205H191ZM239 206H241V205H239ZM252 206H253V205H252ZM98 207H99V206H98ZM98 207H97V208H98ZM104 207H105V206H104ZM112 207H113V206H112ZM227 207H228V206H227ZM230 207H231V206H230ZM250 207H251V206H250ZM24 208H25V207H24ZM61 208H62V207H61ZM64 208H66V207H64ZM78 208H80V207H78ZM122 208H123V207H122ZM125 208H126V207H125ZM128 208H129V207H128ZM134 208H135V207H134ZM145 208H146V207H145ZM171 208H173V207H171ZM174 208H175V207H174ZM182 208H183V207H182ZM252 208H253V207H252ZM252 208H251V209H252ZM82 209H83V208H82ZM88 209H89V208H88ZM90 209H91V208H90ZM109 209H110V208H109ZM109 209H108V210H109ZM151 209H153V208H151ZM168 209H169V208H168ZM168 209H167V210H168ZM197 209H198V208H197ZM248 209H249V208H248ZM254 209H255V207H254ZM84 210H85V209H84ZM114 210H115V209H114ZM116 210L118 211L117 208H116ZM131 210H132V209H131ZM142 210H143V209H142ZM142 210H141V211H142ZM155 210H156V209H155ZM186 210H187V209H186ZM186 210H185V211H186ZM202 210H203V209H202ZM210 210H211V209H209V211H210ZM212 210H213V209H212ZM214 210H215V209H214ZM62 211H63V210H62ZM64 211H65V210H64ZM138 211H140V210H138ZM164 211H165V210H164ZM226 211H227V210H226ZM254 211H255V210H254ZM20 212H21V211H20ZM22 212H23V211H22ZM72 212H73V211H72ZM85 212H86V211H85ZM132 212H133V211H132ZM156 212H157V211H156ZM186 212H187V211H186ZM202 212H204V211H202ZM202 212H201V213H202ZM205 212H206V211H205ZM246 212H247V211H246ZM74 213H75V212H74ZM80 213H81V212H80ZM100 213H101V212H100ZM129 213H130V212H129ZM138 213H140V212H138ZM142 213H143V212H142ZM168 213H169V212H168ZM195 213H196V212H195ZM197 213H198V212H197ZM206 213H207V212H206ZM213 213H214V212H213ZM51 214H52V212H51ZM59 214H62V213H59ZM81 214H82V213H81ZM95 214H96V213H95ZM121 214H122V213H121ZM151 214H153V213H151ZM169 214H170V213H169ZM178 214H179V213H178ZM187 214H188V213H187ZM202 214H203V213H202ZM238 214H239V213H238ZM256 214H257V212H256ZM70 215H71V214H70ZM70 215H69V216H70ZM74 215H75V214H74ZM91 215H92V213H91ZM96 215H97V214H96ZM122 215H123V214H122ZM144 215H145V214H144ZM144 215H143V216H144ZM155 215H156V214H155ZM160 215H161V214H160ZM197 215H198V214H197ZM206 215H208V213H207ZM230 215H232V214H230ZM236 215H237V214H236ZM59 216H60V215H59ZM111 216H112V215H111ZM111 216H110V217H111ZM116 216H117V215H116ZM125 216H126V215H125ZM129 216H130V215H129ZM156 216H159V215H156ZM186 216H187V215H186ZM198 216H200V215H198ZM203 216H205V215H203ZM220 216H221V215H220ZM232 216H233V215H232ZM253 216H254V215H253ZM255 216H256V215H255ZM38 217H39V216H38ZM41 217H42V216H41ZM97 217H98V215H97ZM100 217H101V216H100ZM110 217H109V218H110ZM117 217H118V216H117ZM154 217H155V216H154ZM160 217H161V216H160ZM164 217H165V216H164ZM175 217H176V216H175ZM180 217H181V216H180ZM187 217H188V216H187ZM229 217H231V216H229ZM233 217H234V216H233ZM262 217H263V216H262ZM104 218H105V217H104ZM115 218H116V217H115ZM118 218H119V217H118ZM131 218H132V217H131ZM143 218H144V217H143ZM146 218H147V217H146ZM171 218H172V217H171ZM192 218H193V217H192ZM199 218H200V217H199ZM260 218H261V217H260ZM260 218H259V219H260ZM36 219H38V218H36ZM49 219H50V218H49ZM80 219H81V218H80ZM85 219H86V218H85ZM90 219H91V218H90ZM105 219H106V218H105ZM113 219H114V218H113ZM122 219H123V217H122ZM138 219H139V218H138ZM154 219H155V218H154ZM181 219H182V218H181ZM187 219H188V218H187ZM204 219H206V217H205ZM207 219H208V218H207ZM259 219H258V220H259ZM69 220H70V219H69ZM82 220H83V219H82ZM110 220H111V219H110ZM124 220H125V219H124ZM129 220H130V219H129ZM164 220H166V219H164ZM192 220H193V219H192ZM201 220H202V218H201ZM256 220H257V219H256ZM85 221H86V220H85ZM90 221H91V220H90ZM262 221H263V220H262ZM35 222H36V221H35ZM76 222H77V221H76ZM97 222H98V221H97ZM110 222H111V221H110ZM117 222H118V221H117ZM117 222H116V223H117ZM146 222H148V221H146ZM150 222H151V221H150ZM154 222H155V221H154ZM158 222H159V221H158ZM171 222H172V221H171ZM204 222H205V221H204ZM260 222H261V221H260ZM124 223L126 224V222H124ZM124 223H123V224H124ZM152 223H153V222H152ZM163 223H164V222H163ZM181 223H182V222H181ZM187 223H188V222H187ZM220 223H221V222H220ZM238 223H239V222H238ZM242 223H243V222H242ZM252 223H253V222H252ZM4 224H5V222H4ZM39 224H40V223H39ZM75 224H77V223H75ZM92 224H93V223H92ZM112 224H113V223H112ZM112 224H111V225H112ZM123 224H122V225H123ZM176 224H177V223H176ZM243 224H245V223H243ZM248 224H249V223H248ZM255 224H256V223H255ZM262 224H264V223H262ZM86 225H87V224H86ZM96 225H97V224H96ZM104 225H105V224H104ZM141 225H142V224H141ZM164 225H166V224H164ZM188 225H189V224H188ZM191 225H192V223H191ZM202 225H203V224H202ZM250 225H251V224H250ZM256 225H257V224H256ZM42 226H43V225H42ZM51 226H52V225H51ZM75 226H76V225H75ZM88 226H89V225H88ZM156 226H157V225H156ZM167 226H168V225H167ZM223 226H224V225H223ZM258 226H259V225H258ZM92 227H93V226H92ZM117 227H118V226H117ZM117 227H116V228H117ZM144 227H145V226H144ZM149 227H150V226H149ZM192 227H193V226H191V228H192ZM197 227H198V226H197ZM207 227H208V226H207ZM211 227H212V225H211ZM237 227H238V226H237ZM237 227H236V228H237ZM245 227H246V226H244V228H245ZM262 227H263V226H262ZM73 228H74V227H73ZM150 228H151V227H150ZM230 228H231V227H230ZM107 229H108V228H107ZM173 229L175 230V227H174ZM176 229H177V228H176ZM202 229H203V228H202ZM234 229H235V228H234ZM237 229H239V228H237ZM54 230H56V228H55ZM77 230H78V229H77ZM90 230H91V229H89V231H90ZM93 230H95V229H93ZM93 230H92V231H93ZM100 230H101V229H100ZM115 230H116V229H115ZM120 230H121V229H120ZM135 230H136V229H135ZM144 230H145V229H144ZM183 230H184V229H183ZM213 230H214V229H213ZM221 230H222V229H221ZM224 230H225V229H224ZM178 231H179V230H178ZM178 231H177V232H178ZM192 231H193V230H192ZM194 231H195V230H194ZM235 231H236V230H235ZM238 231H239V230H238ZM256 231H257V230H256ZM261 231H262V230H261ZM96 232H98V231H96ZM244 232H245V231H244ZM70 233H71V232H70ZM151 233H152V232H151ZM154 233H155V232H154ZM173 233H174V232H173ZM185 233H186V232H185ZM185 233H184V234H185ZM187 233H188V232H187ZM189 233H190V232H189ZM199 233H200V232H199ZM235 233H236V232H235ZM103 234H104V233H103ZM110 234H111V233H110ZM143 234H145V233H143ZM152 234H153V233H152ZM177 234H179V233H177ZM220 234H221V233H220ZM243 234H244V233H243ZM257 234H258V233H257ZM259 234H260V233H259ZM107 235H108V234H107ZM114 235H115V234H114ZM134 235H135V234H134ZM179 235H181V234H179ZM188 235H189V234H188ZM204 235H205V234H204ZM228 235H230V234H228ZM233 235H234V234H233ZM246 235H247V233H246ZM88 236H89V235H88ZM142 236H144V235H142ZM241 236H242V234H241ZM244 236H245V234H244ZM248 236H249V235H248ZM248 236H247V237H248ZM261 236H264V235H261ZM61 237H62V236H61ZM103 237H104V236H103ZM6 238H7V237H6ZM145 238H146V237H145ZM149 238H150V237H149ZM244 238H245V237H244ZM252 238H253V237H252ZM263 238H264V237H263ZM50 239H52V238L50 237ZM50 239H49V240H50ZM96 239H98V238L96 237ZM178 239H179V236H178ZM181 239H182V238H181ZM181 239H180V240H181ZM184 239H185V238H184ZM189 239H190V238H189ZM220 239H222V238H220ZM249 239H250V238H249ZM253 239H254V238H253ZM260 239H261V238H260ZM91 240H92V239H91ZM100 240H101V239H100ZM136 240H138V239H136ZM155 240H156V238H155ZM214 240H215V239H214ZM237 240H238V239H237ZM15 241H16V240H15ZM25 241H26V240H25ZM51 241H52V240H51ZM184 241H186V240H184ZM195 241H196V240H195ZM9 242H10V241H9ZM53 242H54V241H53ZM93 242H94V241H93ZM153 242H154V241H153ZM180 242H181V241H180ZM211 242H212V241H211ZM250 242H251V241H250ZM42 243H43V241H42ZM74 243H75V242H74ZM81 243H82V242H81ZM103 243H104V242H103ZM182 243H183V242H182ZM185 243H186V242H185ZM190 243H191V242H190ZM222 243H223V242H222ZM244 243H245V242H244ZM260 243H261V242H260ZM15 244H16V243H15ZM34 244H35V243H34ZM39 244H40V243H39ZM94 244H95V243H94ZM96 244H97V243H96ZM138 244H139V242H138ZM200 244H201V243H200ZM220 244H221V242H220ZM256 244H257V243H256ZM263 244H264V243H263ZM36 245H37V244H36ZM51 245H52V244H51ZM110 245H111V244H110ZM185 245H187V244H185ZM190 245H192V244H190ZM194 245H195V244H194ZM212 245H213V244H212ZM88 246H89V245H88ZM209 246H210V245H209ZM221 246H222V245H221ZM223 246H224V245H223ZM223 246H222V247H223ZM243 246H244V245H243ZM259 246H260V245H259ZM261 246H262V245H261ZM60 247H61V246H60ZM69 247H70V246H69ZM69 247H68V248H69ZM76 247L79 248L78 246H76ZM91 247H92V246H91ZM146 247H147V246H146ZM150 247H151V246H150ZM155 247H156V246H155ZM158 247H159V246H158ZM196 247H198V246H196ZM199 247H200V246H199ZM211 247H212V246H211ZM211 247H210V248H211ZM218 247H219V246H218ZM244 247H245V246H244ZM249 247H250V246H249ZM40 248H41V247H40ZM54 248H55V247H54ZM86 248H87V247H85V249H86ZM101 248H102V247H101ZM144 248H145V246H144ZM147 248H148V247H147ZM162 248H163V247H162ZM184 248H185V247H184ZM188 248H189V247H188ZM89 249H91V248H89ZM163 249H164V248H163ZM190 249H191V248H190ZM193 249H194V248H193ZM259 249H261V248H258L257 250L260 251ZM40 250H42V249H40ZM59 250H60V248H59ZM156 250H157V249H156ZM209 250H210V249H209ZM217 250H218V249H217ZM219 250H220V248H219ZM223 250H224V249H223ZM36 251H37V250H36ZM42 251H43V250H42ZM45 251H46V250H45ZM75 251H76V250H75ZM121 251H122V250H121ZM159 251H160V250H159ZM185 251H186V250H185ZM206 251H207V250H206ZM220 251H221V250H220ZM220 251H219V252H220ZM224 251H225V250H224ZM254 251H255V250H254ZM261 251H262V250H261ZM1 252H2V251H1ZM37 252H38V251H37ZM70 252H71V250H70ZM190 252H191V251H190ZM212 252H213V251H212ZM215 252H216V251H215ZM225 252H226V251H225ZM225 252H224V254H225ZM231 252H232V251H231ZM246 252H247V251H246ZM255 252H256V251H255ZM255 252H254V253H255ZM262 252H263V251H262ZM57 253H58V252H57ZM80 253H82V252H80ZM93 253H94V251H93ZM136 253H137V252H136ZM200 253H201V252H200ZM39 254H40V253H39ZM49 254H50V253H49ZM60 254H61V253H60ZM138 254H139V253H138ZM138 254H136V255H138ZM152 254H153V252H152ZM159 254H160V253H159ZM182 254H183V253H182ZM182 254H181V255H182ZM190 254H192V253H190ZM209 254H211V253H209ZM233 254H235V253H233ZM242 254H243V252H242ZM55 255H56V254H55ZM57 255H58V254H57ZM77 255H78V254H77ZM90 255H91V254H90ZM150 255H151V254H150ZM187 255H188V254H187ZM207 255H208V254H207ZM226 255H227V254H226ZM41 256H42V255H41ZM47 256H49V255H47ZM73 256H74V254H73ZM88 256H89V255H88ZM121 256H122V255H121ZM161 256H162V255H161ZM168 256H169V255H168ZM184 256H185V255H184ZM230 256H231V255H230ZM238 256H239V255H238ZM52 257H53V256H52ZM52 257H51V258H52ZM97 257H98V256H97ZM147 257H148V255H147ZM200 257H202V256H200ZM211 257H212V256H211ZM228 257H229V256H228ZM235 257H236V256H235ZM57 258H58V257H57ZM61 258H62V257H61ZM91 258H92V257H91ZM163 258H165V257H163ZM181 258H182V257H181ZM191 258H192V257H191ZM229 258H230V257H229ZM231 258H232V257H231ZM247 258H248V257H247ZM250 258H251V256H250ZM9 259H10V258H9ZM71 259H73V258H71ZM77 259H78V258H77ZM80 259H81V258H80ZM82 259H84V258H82ZM92 259H93V258H92ZM97 259H98V258H97ZM101 259H102V258H101ZM122 259H123V258H122ZM138 259H139V258H138ZM167 259H168V258H167ZM203 259H204V255H203ZM218 259H220V257H219ZM239 259H240V257H239ZM241 259H242V258H241ZM144 260H145V259H144ZM170 260H171V259H169V261H170ZM189 260H190V259H189ZM189 260H188V261H189ZM196 260H197V259H196ZM207 260H208V259H207ZM226 260H227V259H226ZM229 260H231V259H229ZM32 261H34V260H32ZM58 261H59V260H58ZM58 261H55V262L57 263ZM65 261H66V260H65ZM74 261H75V260H74ZM86 261H87V260H86ZM92 261H93V263H94V260H92ZM190 261H191V260H190ZM210 261H211V260H210ZM223 261H224V257H223ZM12 262H13V261H12ZM66 262H67V261H66ZM66 262H65V263H66ZM80 262H81V261H80ZM83 262H84V260H83ZM89 262H90V261H89ZM172 262H173V261H172ZM184 262H185V261H184ZM199 262H200V261H199ZM211 262H212V261H211ZM211 262H210V263H211ZM239 262H240V261H239ZM262 262H263V261H262ZM262 262H260V263H262ZM6 263H7V262H6ZM8 263H9V262H8ZM8 263H7V264H8ZM85 263H87V262H85ZM93 263H92V264H93ZM95 263H96V262H95ZM123 263H124V262H123ZM125 263H126V262H125ZM142 263H143V262H142ZM188 263H189V262H188ZM213 263H214V262H213ZM213 263H212V264H213ZM231 263H232V262H231ZM253 263H254V262H253ZM34 264H35V263H34ZM80 264H81V263H80ZM100 264H101V263H100ZM134 264H135V263H134ZM183 264H184V263H183ZM185 264H186V263H185Z\"/></svg>",
  "mask_w": 264,
  "mask_h": 264
}]
</instances>
